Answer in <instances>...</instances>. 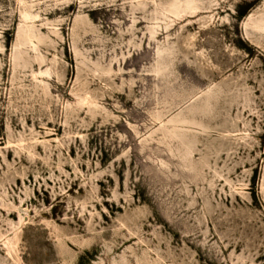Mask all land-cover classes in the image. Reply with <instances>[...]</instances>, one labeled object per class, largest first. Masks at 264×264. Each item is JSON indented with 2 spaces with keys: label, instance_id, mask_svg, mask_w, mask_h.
Here are the masks:
<instances>
[{
  "label": "rangeland",
  "instance_id": "374dc122",
  "mask_svg": "<svg viewBox=\"0 0 264 264\" xmlns=\"http://www.w3.org/2000/svg\"><path fill=\"white\" fill-rule=\"evenodd\" d=\"M0 264H264V0H0Z\"/></svg>",
  "mask_w": 264,
  "mask_h": 264
},
{
  "label": "bare ground",
  "instance_id": "6f19581e",
  "mask_svg": "<svg viewBox=\"0 0 264 264\" xmlns=\"http://www.w3.org/2000/svg\"><path fill=\"white\" fill-rule=\"evenodd\" d=\"M187 6H189V5H187ZM191 7H192L193 11L199 8L197 6H191Z\"/></svg>",
  "mask_w": 264,
  "mask_h": 264
}]
</instances>
